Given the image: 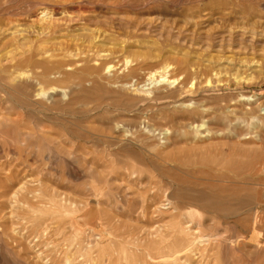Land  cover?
<instances>
[{
  "label": "rangeland",
  "instance_id": "1",
  "mask_svg": "<svg viewBox=\"0 0 264 264\" xmlns=\"http://www.w3.org/2000/svg\"><path fill=\"white\" fill-rule=\"evenodd\" d=\"M44 7L51 11L53 31L44 40L41 55L37 51L33 60L63 63L61 69L48 74V80L39 86V68L13 66L21 58L31 56L32 46L39 39L35 33L39 29L35 14ZM161 75L176 82L171 85L158 82ZM208 78L211 79L209 88L205 83ZM197 85L206 87L207 92L197 94ZM190 86L193 93L190 97L178 96V90ZM21 88L26 91L17 99L14 90ZM97 89L105 93L104 101L89 102L86 108L95 109L87 115L61 113L62 118L57 116L49 123L42 117L40 120L45 122L41 124L42 131L39 133V126L35 129L43 113L39 103L56 100L64 106L80 92L96 91L100 95ZM173 92L176 93L171 98ZM157 94L166 98L159 102L152 100ZM195 96L206 98L208 106L215 109L264 104V0H0V184L7 183L8 177L16 173L20 174L16 178L19 176L20 182L26 185L25 196L39 189V203L29 195L31 208L26 215L37 217V233L30 228L37 221L28 222L27 226L23 222L18 223L19 227L14 224L12 232L8 226L2 230V225L9 221L10 209L3 205L2 210L0 205L3 213H0L3 217L0 219V264H64L65 250H69L71 264H144L145 260L154 264L141 255L136 254V259L131 254L132 247L143 249L155 241L151 233L156 226L173 222L164 189H152L144 180L156 182L157 175L151 168L137 165L141 170H148L144 178H138L137 174L130 176L126 169H120L125 172L122 174L118 165L109 164L115 151L107 145L121 141V150L129 153L114 156V161L119 158L132 162L133 156L140 153L133 142L137 130L131 125L133 121L143 131L142 122L148 113L161 109L178 121L191 108ZM74 107L79 109V105ZM22 117L24 123L11 128ZM32 117L38 120L33 122ZM64 119L68 123H62ZM76 119L83 121L76 124ZM115 119L118 129H115ZM243 122L237 125L245 134L240 137V144L235 150L229 146L224 156L219 157L232 170L228 174L231 182L221 185L232 193L230 199L252 198L250 208L257 206L259 211L250 209L240 215L206 213L193 208L186 211L184 221L196 236H216L208 243H198L199 251L192 256V264H264V140L259 142L252 126ZM158 127L165 128L163 124L156 125L154 143L148 141L157 143L154 153L164 150L169 155H186L194 138L192 131L185 128L187 133L183 129L181 132L185 134L180 136L170 129L169 134L163 135ZM10 129L28 137L36 133L42 140L32 145L30 137L18 156L11 146ZM85 130L106 134L108 138L105 141L94 138L84 143L72 136H80ZM123 131L129 133L123 134ZM202 137L194 138L193 142L205 140ZM49 143L56 144L55 158L34 163L33 154L47 155L44 149ZM195 168L199 167L183 168L188 173L184 175L187 186L195 188L191 193L207 190L203 185L209 180L207 174L194 175ZM202 169L208 171L205 167ZM73 171L80 175L74 176ZM230 199L219 198V201ZM1 202L7 203L6 198H0ZM82 211L79 221L91 227L97 226L100 215L99 233H106L105 239L101 240L91 229L76 235L70 217ZM89 220L92 223H87ZM125 235L134 239L135 244L127 248L126 254L119 246ZM24 237L30 240L25 241Z\"/></svg>",
  "mask_w": 264,
  "mask_h": 264
},
{
  "label": "bare ground",
  "instance_id": "2",
  "mask_svg": "<svg viewBox=\"0 0 264 264\" xmlns=\"http://www.w3.org/2000/svg\"><path fill=\"white\" fill-rule=\"evenodd\" d=\"M35 15L37 18V22L39 23V29L35 33L39 36L38 37L39 39L32 46L31 56L27 57V58H24V57L21 58V60H18L15 63L16 65H14L13 68L22 67V66H23V68H26V67L27 68L28 67L39 68V71L41 70V73H39V86H41L40 84L43 80H48V74H51L58 69H61L63 62H61V64H60V62H58V63L54 62L53 63V62H48V61H39V63H38V61L36 62L33 60V57L37 55L36 54L37 51H39V56L41 55V53L45 49L44 40L46 38H49L52 35V31H53L52 30L53 25H51L52 23H50V21H51V11L50 10H48L44 7L42 9H40L38 11V13ZM41 39H42V41H41ZM95 39H93V40H95ZM106 67L108 69L110 68V66H106ZM249 69H251V66ZM212 70L213 69H211V72H213ZM199 73H202V71ZM166 78L167 77H164L161 75V76H159L160 81H158V82H162V83L166 82L167 84H170V85L176 82L175 79H166ZM205 83H206V87L209 88V86L211 85V79L208 78ZM96 87H97V85H96ZM96 87H94V88H96ZM206 87H202L199 85L198 87H195V90H198L197 94L199 92H204V94H205L207 92ZM98 89H97V91H98ZM191 90H192V87L188 88V89L187 88L185 89L182 87V89L177 91V94H178V96H185V97L187 96L188 97L189 94H193ZM25 91L26 90L23 88L14 90V93L16 94L15 95L16 98L20 99V95L22 93H24ZM80 91H82V90H80ZM98 93H100V95L97 94L96 91H93L92 94H88L86 92H80L78 94V96H76L72 100V102H70L64 106L59 105L56 100L51 101L47 104L39 103V110H42L43 113H41L39 111V114L41 113V115L39 116V120L37 118H34V117L31 118L34 120L33 122L38 120V122L36 121V123L38 125H34L35 129H37L39 126V133L42 131L41 124L45 123V122H42L40 120V118H42V117L45 118V120L48 122L52 118H56L57 116H58V118H62L63 116L62 117L60 116L61 113L64 116H67V115L68 116H70V115L85 116V115H87L93 109H95V108H93V109L86 108V106L89 104V102L94 101L96 103L99 101H104L103 97H104L105 93L103 94L101 90L98 91ZM174 93H176V92H173L172 96L170 95L171 98H173ZM165 98L166 97L164 95H161V94L160 95L157 94V95L152 96V100H155L156 102L162 101ZM219 104H221V103H219ZM74 105L75 106L79 105V109H77V108L75 109ZM223 105H224V103H223ZM115 106L121 107L122 105H120L119 103H115ZM189 107H191V108L190 109L187 108L188 110L184 112V115H182L180 118H178V121H176V117H174V115L172 116L170 114H167L166 112H163L162 109H161V111L158 110V112L153 111L152 113H148V115L146 116V118L142 122L145 126L143 131H141V129L138 128V123H135L133 121V124H131V125H133L134 128L137 129L135 131V135H134L136 137V139H134L133 142L135 143L137 148H139L140 153L135 154L133 156L132 162H129L125 159H119V158H117L114 161V159H113L114 156L119 157V156H122L123 153L124 154L129 153V152H125L124 150L123 151L121 150V148H122L121 147L122 143H120L121 141L111 142L107 145V147H109V148L110 147L114 148V151H115L112 154L113 158L109 159V160H111V163H109V164H112L114 167L116 165H118L119 170L120 169H122V170L126 169L127 173H130L129 174L130 176H136V174H137L138 178H142L148 170H141L138 168L139 166H137V165H143L144 167H147L149 169L151 168V169H153L152 171H155V173L157 175L156 176V182H152L153 180H148L149 178L144 179V180L148 181L147 183L149 184V186H151L152 189L157 188V187H160L159 189H164L163 190V193H164L163 196L165 198V201L167 202V207L169 210L168 213L173 214V218H174L173 222L171 224L161 225L160 224L161 220H158L157 223L160 225L156 226L157 228L155 227V229L151 233V235L153 236V237L151 236L152 237L151 239H155V241H153L151 243L149 242V244L143 249H137L136 247H132L134 249V251H133V254H131L132 257H134V255H135V258L137 257L136 254L141 255L142 257H145L146 259L152 261L154 264H192L190 262L192 259V256H195L196 254H198V251H199V249H197L198 243H201V244L202 243H208L209 239H211V238L215 239L216 236H214V235L209 236V237H207V236L202 237L204 239L196 236L197 233L194 232V230L192 231V229L190 228V225L184 221L185 212L188 211L189 209L193 208V209L201 210V211L206 212V213H218V214H224V215H233V214L234 215H240L242 213H246L250 209L254 210L255 212L259 211L257 206L254 207L253 209L250 208L251 207L250 205L252 204V201H251L252 198H247L245 200L230 199L232 193L228 189L222 187V185H221L223 183H230L232 180V179H230V176L228 175L232 171V170H229L230 168H229L228 163L230 160L227 163L228 165H224V164H222V161L219 159V157L224 156V151L226 149H228L229 146H232V148L234 147V150H235V146L240 144V137L245 135V134L243 131L244 129L239 130V128H241V127L238 128V126H240L239 124L242 123L243 121H247V126H249V125H250V127L252 126V130H255L254 133L256 134V137L258 138L259 142H262L264 140V113H263V115L260 114L261 113L260 111L264 112V104L254 103V105H252L250 103L249 104L247 103V105L244 108L243 107L240 108V107H228L227 106L224 108L220 107L218 109H215L213 107H210V105L208 106V101L206 98L200 96V98L196 97V99H194L193 103H191ZM57 113H59V114H57ZM53 114H55V115L53 117H51ZM28 118H27V120H28ZM58 118H57V120H59ZM21 119H24V118L22 117V118H20V120ZM109 120L110 119H108L107 121H109ZM59 121L61 122V121H63V119L59 120ZM82 121H81V119H76L74 122H76V124H79V123H82ZM116 121L117 120L115 119L113 122H116ZM22 122H23L22 120L21 121H19V120L14 121L12 123V125H10V126H11V128H13V126L16 127L17 125L22 124ZM51 123H53V122H51ZM62 123L65 124L68 122L65 120ZM58 124H59V122H58ZM159 124H163L165 127L164 129L161 128L162 130L158 127L160 129V131H163V133H162L163 135H166L167 133L169 134L170 129H172V130H175L176 134L180 133V134H182L180 136H183L185 133L183 134L182 130L184 129V131L187 133L186 129L188 128L192 131L194 138H198V137L203 135L204 137H202V138H205V140L199 141V142H193V139H194L193 138L192 141H190L191 142L190 149L188 150L186 155L184 154L183 156L181 154L169 155L164 150L163 151L158 150L157 153H154V149L157 148L158 145H157V143L156 144H149L148 141H151L152 143H154L153 135L156 131V125H159ZM44 126L45 125H43V127ZM46 126H48V125H46ZM50 126H52V125L50 124ZM115 129H118L117 128V122L115 125ZM10 130L12 131L11 137L13 139V145H11V146L15 149L14 153H16L18 156H20V154L23 152V148H22L23 143L24 142L27 143L28 139H30L31 136L29 135V137H28L27 135H24L19 131H16L13 129H10ZM126 133H129V132L123 131V134H126ZM69 134L70 133L66 132L67 136H69ZM137 134H138V137H137ZM131 135H132V133H131ZM72 136L74 137V139L84 141V143L87 142L88 140L94 139V138H96L97 140H100V141H105L108 138L106 134H95L93 131H90V130L83 131V133L80 136L78 134H73ZM220 136H221V138H220ZM215 138H217L219 141ZM7 139H9V138H7ZM223 139H226V140L223 141ZM39 140H42V139H40V135L38 136L36 133H34V135L31 137L32 145H35V144L37 145L39 143ZM65 140H69L71 142L72 141L74 142V140H70L69 138H66ZM108 140H110V139H108ZM168 140H169V138H167V141ZM215 140H217V142H215ZM227 141H229V142H227ZM8 143H9V141H8ZM198 143H201V144L199 145ZM53 144L54 145H52V143L46 144V147L44 149V153H47V155H45L44 157H43V153L39 154V152H37V154H33L34 163H36V162L39 163V162H43V161L49 162L50 160H53L56 156V154H55L56 152L54 150V148H56V144L55 143H53ZM107 155H108V153H107ZM127 155H129V154H127ZM227 155L229 156L230 154L227 153ZM108 158H110V157H107V159ZM118 167H116V169ZM184 167H193V168L199 167V168H195L193 170L194 175L195 174H207L209 176V180L207 181V183L205 185H203L207 190H203V191H200L197 193H191L190 191L195 190V188L187 186L184 175H188V173L183 170ZM204 167L207 168L208 171H205V169H202ZM231 168H232V166H231ZM119 170L117 169V171H119ZM122 170H120V171H122ZM225 170L228 173L227 172L225 173ZM237 170L239 172V169H237ZM237 170H236V172H237ZM112 171H113V169H112ZM234 172H235V170H234ZM124 173L122 171V174H124ZM241 173L243 174L244 171ZM14 174L15 175H13L12 177H8L9 183L7 182L5 184H3V183L0 184V189L2 190V191L0 190V198H4V200L6 198V200H7V203H2V202L0 203L1 208H2V210H4L3 209V205H4L5 207L6 206L9 207V209H10L9 221L5 222L7 225H2V230H6L7 226H8L11 228V232H12V230H13L12 227L14 224H17L16 226L19 227L18 223H20V222L21 223L23 222L26 224L28 222L34 223L37 221V223H34V225H31V227H30L35 233H37L39 231V222L37 220V217L30 218V216L26 217V215L29 213V209L31 208V205H29V202H28L29 195H31V199L34 200L35 203H39V189L38 190L33 189L32 191L28 192V194H29L28 196H25L24 189L26 190V188L24 186H26V185L24 184V182H20L19 176H18L19 181L17 180L18 178H16V177H17V175H20V174H16V173H14ZM72 174L74 176H76L77 174L80 175V172L73 171ZM120 174H121V172H120ZM11 175L12 174H10V176ZM108 175H109V173H108ZM240 177H241V175H240ZM154 178H155V176H154ZM245 178H247V177H245ZM242 179H244V176ZM236 180L238 181V179H236ZM105 181H103V182H105ZM108 181H109V179H108ZM245 182H246V180H245ZM18 185H19V187L15 190V187H17ZM193 185L197 186L198 184L194 183ZM145 192L148 194V191H145ZM219 198H229L230 200L225 201V202H221V201H219ZM22 206H27V207H22ZM89 207L90 206H88L87 209ZM2 210H0V213H2ZM91 210H93V208ZM83 211L76 214V215H72L70 217V219L72 221V225L75 228L74 232L76 233V235H82L83 231L85 229H91L90 231L92 233L94 232V235L98 236L101 240L105 239L107 234L103 233V232L99 233V232H101L100 215H99V218H98V221L96 224L97 226L91 227L90 225H83V224H85V222L82 221V223H83L82 224L79 221V219L81 218V215L83 214ZM98 214H99V212H98ZM10 215H12V216H10ZM68 215L69 214H67L66 217ZM256 216H257V214H256ZM1 218H3V217L1 216L0 219ZM4 220H5V218H4ZM90 221L92 223V220H89L87 223H89ZM191 223H192V221H191ZM21 226H23V224ZM26 226H27V224H26ZM195 226H197V225H195ZM24 227H25V225H24ZM8 230H10V229L8 228ZM25 230H27V228ZM0 232H2V231H0ZM21 232L23 233V231H21ZM133 233H135V231H133ZM18 234H16V235H18ZM131 234H127V236L130 237V236H132ZM4 236H6V235H4ZM125 237H126V235H125ZM253 237H254V235H253ZM24 238H26V237H24ZM27 238L25 239V241L27 240ZM131 238L136 239L137 237H131ZM9 239L7 237V240H9ZM7 240L5 239V241H7ZM251 240H252V236H251ZM11 241H13V240H11ZM32 244H33V242H32ZM2 245L4 247V245H6V244L3 243ZM130 245L135 246L134 239H130L127 237L125 238V240L120 239V245L119 246L121 248V251L124 254H126V252L129 251V249H127V248L128 247L131 248ZM10 246H8V247H10ZM33 246H35V245H33ZM33 250H35V249H33ZM37 250H38V248H37ZM64 252L66 253V254H64V256H65L64 257V259H65L64 264H71L72 260H71L69 250H67V251L65 250ZM10 253H13V252H10ZM37 254H39V253H37ZM14 257H15V255H14ZM145 258H143V260ZM15 259H12V260H15ZM3 260L5 261L6 259L4 258ZM15 261H18V260H15ZM145 261H146V264L150 263V262L147 263V260H145ZM145 261H143L144 264H145Z\"/></svg>",
  "mask_w": 264,
  "mask_h": 264
}]
</instances>
